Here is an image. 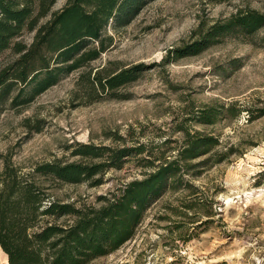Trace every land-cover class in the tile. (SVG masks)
I'll list each match as a JSON object with an SVG mask.
<instances>
[{
    "label": "rangeland",
    "instance_id": "374dc122",
    "mask_svg": "<svg viewBox=\"0 0 264 264\" xmlns=\"http://www.w3.org/2000/svg\"><path fill=\"white\" fill-rule=\"evenodd\" d=\"M67 1L57 0L40 24ZM246 7L264 11V0H153L127 26H108V48L99 58L0 115V172L6 161L27 171L43 162L81 160L73 154L78 142L144 146L122 168L107 170L99 185L49 189L77 207H99L101 197L179 156L189 135L217 138L211 152L189 160L177 188L151 203L129 240L88 264H264V27L163 62L173 48ZM35 33L25 29L14 41L30 45ZM12 51L0 54V68L15 57ZM137 64L146 70L115 97H98L79 82L83 71ZM205 108L216 112L215 123L199 121ZM0 264H9L1 246Z\"/></svg>",
    "mask_w": 264,
    "mask_h": 264
},
{
    "label": "trees",
    "instance_id": "16d2710c",
    "mask_svg": "<svg viewBox=\"0 0 264 264\" xmlns=\"http://www.w3.org/2000/svg\"><path fill=\"white\" fill-rule=\"evenodd\" d=\"M151 1L68 0L40 24L57 0H0V54L12 48L15 55L0 68V115L7 106L33 101L65 74L99 58L108 48L104 37L108 26H127ZM263 27L264 11L240 8L204 28L192 42L170 50L163 62L198 55L227 37L249 36ZM25 29L36 31L30 45L14 41ZM144 70L145 64L120 70L102 67L83 71L79 82L98 97H115L119 87L137 80ZM215 118L211 108L199 113L203 123H215ZM216 144L212 135H189L179 156L161 161L112 197H101L105 202L99 207L63 202L49 189L84 181L99 185L107 170L122 168L130 156L143 153V145L78 142L73 154L81 160L43 162L27 171L6 161L0 172V246L9 264H88L115 251L134 235L151 203L167 189L179 186L189 160L211 152ZM64 216L72 220L60 222Z\"/></svg>",
    "mask_w": 264,
    "mask_h": 264
}]
</instances>
